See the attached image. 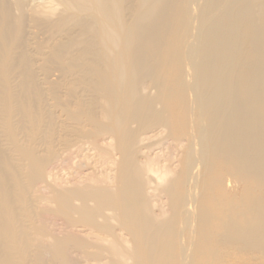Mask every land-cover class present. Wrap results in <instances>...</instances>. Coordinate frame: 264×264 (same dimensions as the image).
Listing matches in <instances>:
<instances>
[{"label":"bare ground","instance_id":"bare-ground-1","mask_svg":"<svg viewBox=\"0 0 264 264\" xmlns=\"http://www.w3.org/2000/svg\"><path fill=\"white\" fill-rule=\"evenodd\" d=\"M0 264H264V0H0Z\"/></svg>","mask_w":264,"mask_h":264}]
</instances>
